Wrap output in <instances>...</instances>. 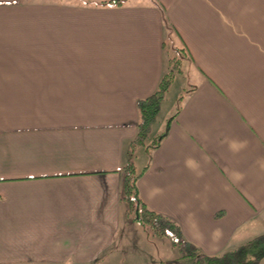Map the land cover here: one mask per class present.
Returning a JSON list of instances; mask_svg holds the SVG:
<instances>
[{
  "label": "crops",
  "instance_id": "obj_1",
  "mask_svg": "<svg viewBox=\"0 0 264 264\" xmlns=\"http://www.w3.org/2000/svg\"><path fill=\"white\" fill-rule=\"evenodd\" d=\"M99 1L0 0V264H109L171 39L190 86L140 195L205 255L264 234V0Z\"/></svg>",
  "mask_w": 264,
  "mask_h": 264
},
{
  "label": "trees",
  "instance_id": "obj_2",
  "mask_svg": "<svg viewBox=\"0 0 264 264\" xmlns=\"http://www.w3.org/2000/svg\"><path fill=\"white\" fill-rule=\"evenodd\" d=\"M129 1L101 0L93 2L92 5L96 7H123ZM176 51L175 56L167 54L168 66L154 93L137 102L139 116L137 134L128 145V158L122 169L121 200L127 204L129 213L133 214L134 219L143 225H148L154 236L165 238L171 245L177 247L182 259H192L195 264H261L264 260V234L222 254L205 255L194 243L186 240L181 227L174 220L148 207L140 195L138 184L148 165L138 170L134 162V156L139 149H143L151 158L153 151L159 147L168 135L170 124L175 115L167 120L164 131L149 142L153 127L157 124L161 115L162 103L175 82L176 75L183 73L182 63L186 60L187 54L183 49H176ZM180 98L182 99V96ZM176 111L178 113L179 108Z\"/></svg>",
  "mask_w": 264,
  "mask_h": 264
},
{
  "label": "rangeland",
  "instance_id": "obj_3",
  "mask_svg": "<svg viewBox=\"0 0 264 264\" xmlns=\"http://www.w3.org/2000/svg\"><path fill=\"white\" fill-rule=\"evenodd\" d=\"M137 1L143 0H130L132 3ZM175 51L174 41L172 39L167 40L166 54L175 56ZM182 72V74L176 75L175 82L162 103L161 115L153 127L149 142L163 132L167 120L171 117L172 109H174V101L182 87L190 86V82L187 81L186 60L182 63ZM148 161L149 158H147L146 153L143 152V149H139L134 156L137 169L141 170ZM123 214L119 244L102 263L107 260L109 264H195L192 259H182L177 247L171 245L165 238L154 236L148 225H143L135 220L133 214L129 213L126 203H124Z\"/></svg>",
  "mask_w": 264,
  "mask_h": 264
}]
</instances>
